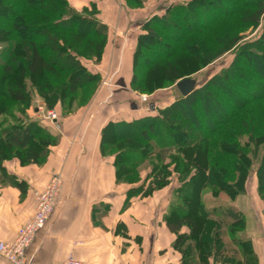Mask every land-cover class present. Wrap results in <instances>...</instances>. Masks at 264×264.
Returning a JSON list of instances; mask_svg holds the SVG:
<instances>
[{"label": "trees", "instance_id": "obj_1", "mask_svg": "<svg viewBox=\"0 0 264 264\" xmlns=\"http://www.w3.org/2000/svg\"><path fill=\"white\" fill-rule=\"evenodd\" d=\"M225 2L231 5V8L218 15L215 12L222 11V7L215 1L190 0L187 4H174L162 16L148 21V29L138 38L136 69L142 59L143 64L150 70L154 66L143 58L142 53L156 49L154 61H168L180 52L189 51L188 44L193 36L216 28L226 18L239 16L243 23L254 28L261 23L264 0L252 3L248 0ZM10 4L3 7V11L12 8ZM18 5L21 10L40 11L43 15L53 13L52 17L56 18L46 28L39 27L40 31L36 30L39 31L41 42L20 38L17 43L12 44L7 40L10 33L4 31L0 34V181L24 190V182L8 174L4 167L5 162L18 160L21 166H41L46 163L51 148L60 141L38 121L31 120L22 109L29 108L32 104L28 83L39 88L40 96L49 111L60 102L64 107L63 117L74 113L75 105L86 106L92 95L90 99L79 103V91L91 87L94 83L98 86L101 77L100 74L90 72L82 63V59L100 58L110 28L92 11L88 13L86 8L80 12L68 0H22ZM243 11L246 12L242 13ZM16 26L19 33L28 30L25 23ZM72 28L74 30H71ZM180 28H183L181 32ZM157 29L161 30L167 39H163ZM170 30L179 31V36L174 38L169 34ZM67 36L71 38L67 39ZM238 40L224 37L222 47L213 51L206 43L194 39L191 43L197 48L192 49V55L200 65H208L230 51ZM97 41L99 42L95 43ZM163 50L165 52H162ZM159 53H163L162 56H158ZM236 55L235 61L228 69L212 77L189 96H181L164 108L155 107L154 115L131 122L109 123L103 130L101 152L104 156L115 157L119 180L131 184L138 183L139 181L129 180L122 170L129 168L132 172L139 173V166L157 158L153 167H146L153 179L144 180L134 191H144V196H148L155 190L171 186L173 175L176 174L179 186L174 190L173 201L164 221L176 235L173 247L182 255L180 264H259L253 242L242 236L245 230L244 215L231 208L209 211L204 205L201 192L209 188L215 195L225 194L232 198L244 193V183L255 161L259 162V186L260 189L264 188V128L252 129L244 114V110L250 107L264 108V86L260 79L239 71L241 57L249 56L254 61L264 58V30L259 39L239 45ZM162 68L166 81H180L189 77L183 76L179 66L173 63H165ZM62 74L69 76V79L65 80V98L51 91L53 82L63 81ZM8 81L10 83H7ZM224 84L230 88L233 85L238 93L237 98L229 94L228 98L232 104L228 108L222 107L220 103ZM131 87L136 91H143L134 81ZM66 100L69 101L68 104ZM9 103H14L22 109L20 115L3 117L10 107ZM199 115L205 120L204 126L207 130L206 138L201 141L219 140L220 136L224 135L220 140V152L233 159L214 163L208 171L195 168L188 171L189 166L186 167L183 162L175 164V170H167V157L174 153L178 152L188 160L190 157L200 159L199 153L202 149L205 150L202 157L207 154L206 143L201 145L197 140L195 144L189 145L185 142L186 136L193 130L202 129L203 123ZM213 119L215 123H212ZM113 132V138L105 141L106 136ZM244 134H249V139L246 145L240 147L238 135ZM226 138L230 141L228 147L224 146ZM111 151L112 154H109ZM216 157L219 155H215ZM203 161L205 162L206 158ZM198 180L201 182L200 186ZM194 205H197L196 210H192ZM215 215L218 220L212 223L211 218ZM208 228L213 229L215 238L214 243L209 246L203 244L200 237L202 231Z\"/></svg>", "mask_w": 264, "mask_h": 264}, {"label": "crops", "instance_id": "obj_2", "mask_svg": "<svg viewBox=\"0 0 264 264\" xmlns=\"http://www.w3.org/2000/svg\"><path fill=\"white\" fill-rule=\"evenodd\" d=\"M120 19L129 25L131 18ZM128 25L119 29L120 49L131 42L136 46L145 33L137 34V28ZM116 78L115 88L103 89L91 109L53 122L49 129L60 141L51 148L46 163L21 166L13 160L4 164L9 175L24 182L25 189L0 181V241H13L33 218L36 190H42L56 174L63 180L60 204L27 249V264L58 263L68 257L87 264H179L173 247L176 235L164 222L169 200L162 205L161 192L144 196V191H134L144 177L136 184L119 180L115 157L101 152L103 130L109 123L155 114L151 105V114L141 116L144 103L128 93L123 77ZM167 194L164 199L170 198ZM250 237L256 239L253 234ZM255 242L259 264H264V248ZM0 264L12 263L0 255Z\"/></svg>", "mask_w": 264, "mask_h": 264}, {"label": "rangeland", "instance_id": "obj_3", "mask_svg": "<svg viewBox=\"0 0 264 264\" xmlns=\"http://www.w3.org/2000/svg\"><path fill=\"white\" fill-rule=\"evenodd\" d=\"M20 1L22 0H0V34L1 32L4 31L10 33L8 35L9 37H7V40L12 44L17 43L20 38L38 41L40 40L39 31L41 29L39 27L46 28L48 25L53 23V21L56 18L52 17L53 13L52 14L46 13L47 15H43L41 14L40 11L28 12L26 10L24 11L23 9L21 10L20 5L17 6V3ZM189 1L190 0H68V2L72 4L76 9H78L80 12H83V10L87 8L89 10L88 13H91V11L95 13L96 17L100 21L107 24L111 31L109 33L107 41H105L104 43V51L100 56V58L85 57V59H82V63L86 66V68L90 72L95 74H100L101 78L98 86L97 83L96 84L94 83L91 87L79 91V95L77 97L79 103L86 100L91 95L92 97L91 99L89 98L90 101L86 106L83 105L84 107L79 104H78L79 107L78 105H75L73 107L75 112L69 116H66V118L76 115L79 112L87 111L91 109L94 100L97 98V96L101 93L103 89L111 90L115 88L113 86V82L117 76H120L121 78L123 77L128 82V90H129L128 93L130 95L133 94V96H135L136 94L138 99L142 103H144V106L142 107L145 108V111L141 112L140 115L142 116L145 114L146 115L151 114V110H150L151 105H154L156 108L166 107L169 104H171L173 101L177 100L182 96L177 88V83L179 81H174V82L173 81L170 82L168 80L166 81L162 68L165 63L168 64L173 63L175 65H178L180 73L183 76L188 75L189 76L188 78H191L196 83V89H198L201 88L204 84H206L212 77L222 73L224 70L228 69L233 64V62L237 57L236 54L239 45L246 44L247 42H252L259 39L263 33L264 14L261 18V23L257 28H254L251 25L243 23L241 17L239 16L226 18L222 20L216 28L211 29L209 31H205L199 35L193 36L188 44L189 46L188 48H190L189 51L184 53L180 52L177 56H175L174 58L168 61H164L162 63L161 62L157 63L156 61H154V56L157 53L156 49L150 51L149 53L147 52H145V54L142 53L143 58H146V60L151 63V66L153 65L154 66L150 70L143 64V59H142L139 63L138 69H136V52L138 49V43L136 46H133V42H131L129 46H125L123 44L124 48L120 49L118 40L120 41L122 36L120 34L121 31H119V29L121 26H124L123 27L124 29L128 25V23L124 20L120 22L121 21L120 18L129 17L132 19V17H134L133 20L134 22H130L131 21L130 19L128 27L131 25L134 26L137 29H134L135 31L133 29L132 30L137 34H140L146 32V29H148L150 25V24L146 25L148 21H152L153 18L162 16L166 12V10L169 9L174 4H187ZM212 1H215L222 7V11L215 12L216 15L221 14V12L231 8V5H228L225 2V0H212ZM235 1L240 2V0H235ZM248 1L252 3L255 2L256 0H248ZM9 3H11L10 6H12V8L3 11L2 8L7 6ZM244 12L246 11H243L242 13ZM103 17H109V20L106 21L104 20ZM201 21L202 23H204L203 20ZM211 21L212 18L209 19V23ZM14 22L15 24H13ZM21 23H25L28 26V30L26 32H22V33L18 32L17 30L18 28L16 25H19ZM138 25L140 29H138ZM71 30H74V28H72ZM182 30L183 28H180V32ZM157 31L163 39H167V37L161 30L157 29ZM90 33H88L89 36H91ZM169 34L170 35L172 34L171 36L177 38L179 36V31L174 30L172 32L170 30ZM224 37L238 38L239 40L230 51H228L223 56H221L220 58H218L217 60L213 61L208 65H200L195 60L194 56L192 55L193 53L192 49H194L195 47V46L193 47L191 43L192 40L198 39L199 41L206 43V45L209 48H212L213 51H217L222 47V42H223L222 40ZM69 38L71 37L67 36V39ZM98 42L99 41L95 43ZM164 50H166V52L168 51V49H164ZM164 50L162 52H165ZM162 54L163 53H159L158 56H162ZM259 59L254 61L249 56L241 57L239 62V71L242 72L244 75L252 76L257 80L260 79L262 85L264 86V58H259ZM134 77H136L135 80ZM61 78L63 81H60V83L56 81L52 83L53 86L51 87L52 88L51 91H55L58 96H63L65 98V96L67 95V87L65 84V80H68L69 76L68 74H62ZM133 81L135 82V85L139 86V88H141L143 91H136L132 89L131 85ZM7 83L10 82L8 81ZM27 88L32 95V104L29 108H22L23 110H25V114H27V116L31 120L38 121L43 127H45L48 130V132L56 136V134H54V132H51L49 129L50 126L52 127L53 122L48 118V115L49 113H55L57 115L58 120H60V116L63 117L64 107L59 102L53 110L49 111L44 102V99L40 96L39 88H37V86L33 87L30 83H28ZM235 89L236 88H234L233 85L230 88L229 86L224 84L223 86L224 92L222 93V96H220V103L222 107L228 108L231 106L232 103L228 98L229 94L237 98L236 94L238 93L236 92ZM250 91L251 90H249V92ZM143 97L146 98V101L142 100ZM67 101L68 100H66V102ZM68 103L69 101L67 102V104ZM9 106L10 107L7 110V113L3 115V117H8L10 115L12 116L20 115L22 109L17 107L14 103H9ZM198 113L200 114V112ZM244 114L248 119V122L251 125L252 129H255L256 127L259 129L261 127L262 129L264 128V108L262 106H254L247 108L244 110ZM199 118L203 123L202 129L198 131L193 130L191 134L186 136L185 142L188 143L189 145L195 144L197 140H199L201 145L202 143H206L205 146H207L206 149L207 154L204 155V157H202L203 152H205V150L202 149L200 150L199 153L200 159L195 160L194 157H190V159L188 160L185 159L182 156V154H179L178 152L174 153L167 157L165 164L167 165L166 167L167 170L173 171L175 170L174 168L175 164L179 162H183L186 165V167L189 166L187 168L188 171H190L191 168L201 169L202 171L203 170L208 171L210 170V168L212 169V165L214 163L216 164L224 163L225 161L227 162L228 160L233 159V157H229L224 154H221L222 151L220 152V147L222 144L220 143V140L224 138V135H221L220 136L221 139L219 140L201 141L202 139L206 138L207 130L204 126L205 120L202 118V115H199ZM212 123H215L214 119ZM114 134H115L114 132L111 134L109 133L106 136L105 141L107 139L109 140L112 139ZM227 139L228 138H226L225 140V144H224L225 147H228V145L230 144V141ZM238 139L240 141L239 146L242 147L243 145H246V141H248L249 139V134L238 135ZM222 141H224V139ZM216 150L217 152H215ZM109 154H112V151ZM215 155H219V157L215 158ZM204 158H206L205 162L203 161ZM155 161H157V158L150 160L148 164L139 166L140 167L139 173H136V171L132 172L129 168H127L126 170H122L123 171L122 173L127 174V178L129 180L130 179L134 180V182L135 181L140 182L141 180H143V177L144 180L148 179V181H150L153 179V177L149 173L150 170L146 167L147 166L153 167L152 165L155 163ZM201 164L203 166H201ZM258 166H259V162L255 161L254 164L251 166V170L244 183L245 192L239 194L235 198H232L225 194L215 195L213 191L209 188H205L203 189V191H201L203 195L202 198L204 205L206 206V209H208L209 211H212L214 209L223 210L224 208H228V209L231 208L232 210L241 212L244 215L245 230L243 231L242 236L245 237L246 239H250L253 242L254 249L256 244L255 240H257V245H262L264 248V237L262 235L264 232V188L260 189L259 186V179L257 176ZM222 179L224 178L222 177ZM148 181H147V186L149 185ZM198 181H197V183L199 184L198 186H200L201 182L200 180ZM231 181L233 182L234 180ZM125 183L131 184L128 181ZM132 184H136V183H132ZM178 186L179 183L177 181V176L176 174H174L171 186L165 187L163 189L155 190L152 192V194L154 192H161L162 198L160 199L162 205L164 203L166 204V202L169 200V207H170V204L173 201V197H174L173 195L174 190ZM165 193H168L167 196L170 194V198L166 196L167 199L166 198L164 199L163 195ZM152 194H150V196ZM196 207L197 205L192 206V210H196ZM168 209L166 211V214L168 212ZM164 220H165V216H164ZM211 220L213 223L214 220L215 221L218 220V217L215 215L211 218ZM202 233L203 234L200 237L204 242V243L202 242L203 244H207L209 246L214 243L215 238L212 228L203 230ZM250 234H253L256 237V239L251 238ZM227 240L230 241L228 238ZM202 250L205 251L204 247H202ZM178 254H179V260H180L179 264H180L182 262V255L179 252Z\"/></svg>", "mask_w": 264, "mask_h": 264}, {"label": "built area", "instance_id": "obj_4", "mask_svg": "<svg viewBox=\"0 0 264 264\" xmlns=\"http://www.w3.org/2000/svg\"><path fill=\"white\" fill-rule=\"evenodd\" d=\"M143 101L146 98L143 97ZM48 118L52 122H57L55 113H49ZM63 187V180L60 174L52 176L48 184L42 190L34 192L36 210L33 218L28 221L18 232L13 241H0V255L12 264H27L26 251L35 240L37 234L44 230L50 220L51 215L60 204V196ZM51 264H87L74 257Z\"/></svg>", "mask_w": 264, "mask_h": 264}, {"label": "water", "instance_id": "obj_5", "mask_svg": "<svg viewBox=\"0 0 264 264\" xmlns=\"http://www.w3.org/2000/svg\"><path fill=\"white\" fill-rule=\"evenodd\" d=\"M177 88L183 97H187L196 89V83L191 78H186L177 83ZM152 110L155 111L154 106Z\"/></svg>", "mask_w": 264, "mask_h": 264}]
</instances>
